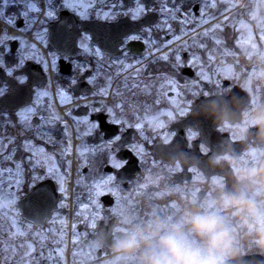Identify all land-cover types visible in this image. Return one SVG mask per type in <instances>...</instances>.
<instances>
[{"label":"flooded vegetation","instance_id":"af4514ba","mask_svg":"<svg viewBox=\"0 0 264 264\" xmlns=\"http://www.w3.org/2000/svg\"><path fill=\"white\" fill-rule=\"evenodd\" d=\"M36 2L25 17L19 0H0V88L12 96L0 104V264H117L111 242L128 220L230 189L264 151L248 125L264 111L261 44L250 52L233 29L246 0ZM223 14L226 75L216 44L195 36ZM53 117L47 142L35 130Z\"/></svg>","mask_w":264,"mask_h":264},{"label":"clouds","instance_id":"9594fccd","mask_svg":"<svg viewBox=\"0 0 264 264\" xmlns=\"http://www.w3.org/2000/svg\"><path fill=\"white\" fill-rule=\"evenodd\" d=\"M248 125L264 135V111ZM174 209L169 215L128 220L112 238L117 264H244L245 247L264 255V151L255 153L250 166L238 168L230 189L220 186L203 200H176ZM104 243L100 238L93 245Z\"/></svg>","mask_w":264,"mask_h":264},{"label":"rangeland","instance_id":"374dc122","mask_svg":"<svg viewBox=\"0 0 264 264\" xmlns=\"http://www.w3.org/2000/svg\"><path fill=\"white\" fill-rule=\"evenodd\" d=\"M245 0H241L244 3ZM247 12L248 19H243L238 25H234L233 29L239 33L240 42L244 47H247L250 52H256L259 49V42L264 56V0H246L243 12ZM242 14V12H240ZM224 19L221 24L215 23L208 28L202 29L195 36L208 38L213 41L215 46L218 69L222 74L226 75L227 66L225 63L226 51L223 50V30L227 25L228 15L223 14ZM216 17L209 20L212 21ZM204 26V24L202 25ZM219 41V43H217ZM242 243H244L242 241ZM254 250V249H253ZM247 253L249 250L245 247ZM252 251V250H250Z\"/></svg>","mask_w":264,"mask_h":264},{"label":"snow or ice","instance_id":"6c2138e0","mask_svg":"<svg viewBox=\"0 0 264 264\" xmlns=\"http://www.w3.org/2000/svg\"><path fill=\"white\" fill-rule=\"evenodd\" d=\"M3 2H4L5 6H8L9 3H10V0H3ZM11 2L12 3H16L17 0H11ZM66 2H67V0H66ZM19 4L25 9V11L23 12V15L25 17L28 16L29 12L35 13V12H39L40 11V9L37 7L36 0H19ZM47 5H48L49 8H54L55 7L52 4V0H47ZM212 7H215V5L213 4ZM143 12H144V8L139 7V5H138L137 10L133 14L132 18L135 20L137 18V15L138 14H143ZM0 15H2V14H0ZM46 15L48 17H51L53 15V12L52 11H48V12H46ZM6 23L10 25V24L13 23V21L11 19H8L6 21ZM4 31H6V29ZM128 39L136 40V39H138V37L130 36V37H128ZM0 43H3V40H0ZM217 43H219V41H217ZM0 51H2V49H0ZM20 63L22 64L23 61H21ZM4 67L5 66H4L3 62L0 61V68H4ZM8 75L12 76V72L9 71ZM20 84H24V81L20 80ZM44 95H47V93L46 92L38 93V97L39 96H44ZM61 95H63V93H61ZM11 99H12L11 93L8 90L0 88V104L4 103L5 101H10ZM119 106L120 105H117V107H119ZM17 107H19V105H17ZM32 111H33L32 108H28L27 109V112H32ZM101 111H103V110H101ZM108 111H109V114H110L111 110H108ZM19 116H20V119L22 121L27 119V117L25 116L24 112H20ZM58 119H59V117H53L51 120H45L44 125H42L41 128L35 130L36 135L38 137H40V138H47V142H53L51 136L49 135V131H50L51 127L53 126L54 120H58ZM114 122L115 123H120V121H114ZM45 127H47L49 129V131H43L42 129H44ZM93 127H99V125H93ZM136 127L140 128L141 125L137 124ZM26 131H31V127L28 126V128H26ZM64 132H65V136H67L68 135L67 125H65V127H64ZM114 139H115V141H118V140H120V137L117 135V136H115ZM23 148H24L25 151L31 152L33 157H38L40 155V153L43 152V149H36L35 146L28 139L24 140ZM70 148H71V144L69 143L68 147L64 149V152L68 153ZM85 150L86 149L82 145L81 146V155L83 154V152ZM114 166L117 167V168L122 167V165L119 164V163L115 164ZM112 179H113L112 177H109L108 180L104 181V184L105 185L108 184L109 182L112 181ZM96 187H97V189H99L101 187V185H97ZM61 190L63 191V189H61ZM97 194H100V193L98 192Z\"/></svg>","mask_w":264,"mask_h":264},{"label":"water","instance_id":"95a60500","mask_svg":"<svg viewBox=\"0 0 264 264\" xmlns=\"http://www.w3.org/2000/svg\"><path fill=\"white\" fill-rule=\"evenodd\" d=\"M243 259L244 264H264V256L259 253L245 255Z\"/></svg>","mask_w":264,"mask_h":264},{"label":"trees","instance_id":"16d2710c","mask_svg":"<svg viewBox=\"0 0 264 264\" xmlns=\"http://www.w3.org/2000/svg\"><path fill=\"white\" fill-rule=\"evenodd\" d=\"M224 36L227 37V32L224 33ZM248 252L252 253V252H256V251L252 250V251H248Z\"/></svg>","mask_w":264,"mask_h":264}]
</instances>
